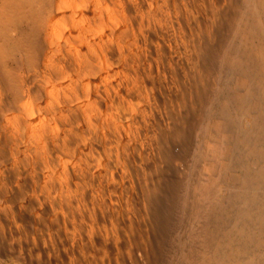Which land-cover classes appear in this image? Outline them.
<instances>
[{
    "label": "rangeland",
    "instance_id": "obj_1",
    "mask_svg": "<svg viewBox=\"0 0 264 264\" xmlns=\"http://www.w3.org/2000/svg\"><path fill=\"white\" fill-rule=\"evenodd\" d=\"M237 2L16 12L0 36V264H176L167 219L203 178L221 89L210 65Z\"/></svg>",
    "mask_w": 264,
    "mask_h": 264
},
{
    "label": "bare ground",
    "instance_id": "obj_2",
    "mask_svg": "<svg viewBox=\"0 0 264 264\" xmlns=\"http://www.w3.org/2000/svg\"><path fill=\"white\" fill-rule=\"evenodd\" d=\"M43 2L0 0V36L11 38L16 12L34 15ZM231 21V39L210 65L221 89L216 111L205 113L218 120L213 135L201 129L212 141L204 179L173 196L167 219L176 264H264V0H238Z\"/></svg>",
    "mask_w": 264,
    "mask_h": 264
},
{
    "label": "built area",
    "instance_id": "obj_3",
    "mask_svg": "<svg viewBox=\"0 0 264 264\" xmlns=\"http://www.w3.org/2000/svg\"><path fill=\"white\" fill-rule=\"evenodd\" d=\"M6 264H16V263H14V262H9V263H6Z\"/></svg>",
    "mask_w": 264,
    "mask_h": 264
}]
</instances>
